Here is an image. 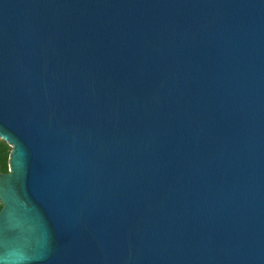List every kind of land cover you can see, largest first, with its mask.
Here are the masks:
<instances>
[{"label":"water","instance_id":"obj_1","mask_svg":"<svg viewBox=\"0 0 264 264\" xmlns=\"http://www.w3.org/2000/svg\"><path fill=\"white\" fill-rule=\"evenodd\" d=\"M0 264H264V0H0Z\"/></svg>","mask_w":264,"mask_h":264},{"label":"trees","instance_id":"obj_2","mask_svg":"<svg viewBox=\"0 0 264 264\" xmlns=\"http://www.w3.org/2000/svg\"><path fill=\"white\" fill-rule=\"evenodd\" d=\"M11 152L9 145L0 139V173L8 172V160ZM2 205L0 203V209Z\"/></svg>","mask_w":264,"mask_h":264}]
</instances>
